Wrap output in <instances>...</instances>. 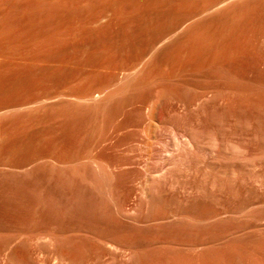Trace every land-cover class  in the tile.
<instances>
[{"label":"rangeland","instance_id":"rangeland-1","mask_svg":"<svg viewBox=\"0 0 264 264\" xmlns=\"http://www.w3.org/2000/svg\"><path fill=\"white\" fill-rule=\"evenodd\" d=\"M142 62L140 79L116 92L115 77ZM99 87L116 93L98 107L78 102ZM160 88L188 104L207 88V107L186 121L224 138L233 137L236 119L252 159L242 163L237 190L222 179L202 183L201 198L183 201L176 188L153 207L133 209L115 155H104L117 175L112 205L76 174L87 171L97 135L123 127L135 109L147 114ZM50 91L64 92L63 104L47 100ZM234 210L240 215L231 217ZM216 212L221 221L209 224L169 218ZM255 259L264 261V0H0V264Z\"/></svg>","mask_w":264,"mask_h":264},{"label":"bare ground","instance_id":"bare-ground-1","mask_svg":"<svg viewBox=\"0 0 264 264\" xmlns=\"http://www.w3.org/2000/svg\"><path fill=\"white\" fill-rule=\"evenodd\" d=\"M197 38H199V37H197ZM165 40H167V39H165ZM163 41H164V39H163ZM191 41H193V40H191ZM154 51H156V50H154ZM155 53L156 52H154V54ZM190 53H192V52H190ZM181 54H182V52H181ZM186 54H188V53H186ZM182 56H184V55H182ZM165 57H166V55H165ZM144 59H145V57H144ZM142 63H141V65H137L136 67L135 66L131 67L132 69H129V67H128V69L126 71L123 70L122 73H119L120 75H117V76H119V78L117 76L115 77V79H116L115 83L113 82L114 84L111 83L110 85H114L113 88H115L114 90L116 92L122 91L124 86H126L127 83H129V81L131 82V79L133 80L134 77L137 78V75L139 77H141L142 74H140V72L141 73L143 72L142 68L144 69L143 65L145 64V63H143V64ZM219 65H220V63H219ZM122 69H124V68H122ZM224 70H225V68H224ZM149 79H151V78L149 77ZM135 80L136 79H134V81ZM153 81H155V79H153ZM156 82H158V81L156 80ZM152 83L154 84V82H152ZM151 85H148V87L151 88L153 86V85L152 86ZM136 86H137V84H136ZM107 87L110 89L112 86H107ZM154 87L155 86H153L152 88H154ZM103 88L101 87L100 92L97 91L98 93H95L96 89L94 90L95 91L94 93L91 89L92 92L89 90V92H91L90 94H89V92H88V94H85L84 96H80V94L79 95L76 94L77 96H80L77 98L78 102L80 101V104L81 103L82 104L83 103H85V104L90 103V105L95 104V106H97V103L99 104V102L101 104L102 100H104L107 103V101H108L107 99H109L108 96L110 94L113 95V93L115 91L112 89H111L112 91L111 90L104 91ZM125 88H127V87H125ZM156 88H159V86L156 85ZM101 89L103 91H101ZM124 90L122 92H124ZM111 92H113V93H111ZM63 93L64 92H62V95L59 93L60 95L55 94L56 96H54V94H52V92H51L50 94L52 96L51 95H50L51 97L48 96L49 98L47 97L48 98L47 100H49L50 102H54L56 100H61L63 98ZM153 93H154L153 97H152L151 101H149L150 105H149V110H148L147 114L143 115L142 111H140L139 109H135V110H133V112H131V115H130L131 117L128 116L130 119L128 121H126L127 123H124L123 127L119 128V129H115L114 126H112V128H114V130L111 129L113 131L111 132V130H110V133L108 135H107L108 132L106 133L105 136L97 135L99 137L97 138V140L95 139L96 144L94 145V148L92 147L93 150H91V151H93L94 154H92L91 156L86 154L85 156H87V155L88 156L84 157V158H86L87 160H85L86 162L83 161V163L85 162V164H87L86 167L88 168L87 169L88 174H87L86 169L83 171L82 167H80L82 170H79V168L76 169V170H78V171H76V174L79 172V175H80L79 177H81L85 182H87L88 185H90L92 187L94 192L96 191L98 196L99 195H100V197L102 196L103 199H105V201H107V203L109 202L112 205V203L116 202V198H117L115 196V190H114V187H115L114 186L115 185L114 180H115V177L117 175H115V169H111L112 166L107 164L108 162L105 159L107 157H104V155H109V156L115 155V157H117L118 160H117L116 167H113V168H117L119 170H125L128 174V177H127L128 183L127 184H129V186H131V191L133 193V199L135 200L133 209H141L144 207L146 208V207L152 206L156 202L160 201V199L163 195H167L170 191H173L176 188L182 190V194H183V198H184L183 201L184 200L186 201V199H188L190 197L191 198L193 197V199H196L194 197H198V198L200 197L201 198L204 196L203 195L204 194V192H203L204 188L202 189V186H201L202 183L204 184L207 182L208 183L214 182L213 184H216L217 182H220L222 179L223 180L225 179V180L231 182L234 185L235 190H237L238 183H239L240 171L242 168V163L244 161H246V163L251 164L252 159H249L247 157V155L246 156L243 155L241 145L239 144V142H238L239 140L237 139V132H236L237 121H236V119L234 121L236 123H233L234 124L233 126H235L233 129L234 134L232 133L233 137L227 136V138H224L225 136L224 135H223L224 137L222 136V134H221L222 132L220 133L216 129H214L216 131H213V129L210 126H208L207 124L204 125L203 127H200V126H197L193 122L186 121V116L188 114L198 113V112L200 113L201 110L203 111L207 107L208 101H209V91L207 90V88H203L202 91L200 92V94L197 95V97H195L190 104L183 102L179 98L177 99L175 96H173L169 92L163 90L162 88L155 89V92H153ZM111 98H113V97H111ZM77 100H76V102H77ZM61 102H62V100H61ZM62 104H63V102H62ZM77 104H79V103H77ZM104 104L105 103H103L102 105H104ZM48 106L50 107L49 104H48ZM83 106H84V104H83ZM95 106H92V107L94 108ZM51 107H55V106H51ZM133 107H135V106L133 105ZM128 111L130 112L131 110H128ZM129 112H127V113H129ZM50 116H51V113H50ZM144 122H146L145 123L146 125L143 126L142 123H144ZM52 123H51V126H53ZM121 124H118V125H121ZM51 128L53 129V127H51ZM51 128H49V129L52 130ZM54 128H55V126H54ZM55 131H57V130H55ZM52 132L54 133V130H52ZM52 132H50L49 134L54 135V134H52ZM55 134H56V132H55ZM99 134H101V133H99ZM47 137H48V135H47ZM138 137H140L142 140H138ZM53 138H54V136H52V139ZM50 140H51V138H49V140H48L51 143V145L52 144L54 145V143ZM49 142H47V143H49ZM59 143H61V142H59ZM53 145L49 146V147L51 148V147H53ZM60 149H61V147H60ZM88 150L90 152V149H88ZM50 153H51V150H50ZM62 155H63V152H62ZM112 156H111V158H112ZM51 157L50 158L47 157L48 160L49 159L51 160L52 159ZM113 159H114V157H113ZM59 160H61V159H59ZM51 162L53 163V160L50 161L49 163H51ZM52 163L50 165H52ZM110 163H112V161ZM78 164H79V162H78ZM112 164H114V163H112ZM58 165H60V164H58ZM81 165H84V164H81ZM53 166H54V164H53ZM109 166H111V167H109ZM48 167H50V166H48ZM76 167H77V165H76ZM83 168H85V167L83 166ZM72 169H74V168H72ZM81 171H83V172H81ZM85 171H86V173H85ZM122 173H124V172H122ZM116 174H119V173L117 172ZM76 176H78V175H76ZM82 179L80 181H82ZM188 181H191V183L189 184ZM192 183H193V185L189 186ZM186 185L191 187V188H188V189L185 188ZM240 213H241V211L239 212L238 210H234V211H231L229 214L231 215V217H235V216H239ZM221 215H222L221 212H216L213 215H211L210 217L196 219V218H193L191 216L184 215V214H175V215H173V217L169 216V218L174 219V217H175L176 219H178L180 221L184 220L186 222L196 223V224H209V223L221 221L220 220ZM250 264H264V261L260 260V259H255Z\"/></svg>","mask_w":264,"mask_h":264}]
</instances>
